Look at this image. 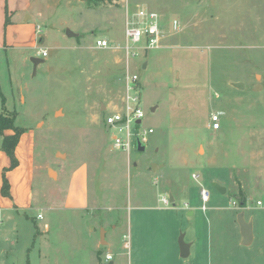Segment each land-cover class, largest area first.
I'll use <instances>...</instances> for the list:
<instances>
[{
    "label": "rangeland",
    "instance_id": "rangeland-1",
    "mask_svg": "<svg viewBox=\"0 0 264 264\" xmlns=\"http://www.w3.org/2000/svg\"><path fill=\"white\" fill-rule=\"evenodd\" d=\"M140 8L159 13L163 41L128 55L126 22ZM37 10L45 61L0 51V112L35 129L39 166L37 210L0 213V264H264V0H38ZM128 73L154 129L130 152L113 147L105 122L123 107ZM79 168L83 208L66 202ZM239 211L255 217L250 245L239 243ZM196 227L202 242L184 258L180 236Z\"/></svg>",
    "mask_w": 264,
    "mask_h": 264
},
{
    "label": "crops",
    "instance_id": "crops-1",
    "mask_svg": "<svg viewBox=\"0 0 264 264\" xmlns=\"http://www.w3.org/2000/svg\"><path fill=\"white\" fill-rule=\"evenodd\" d=\"M37 5L38 0H0V51H5L7 54L9 51H11L13 54L19 53L25 57H32L35 55L39 56L38 50L40 48H46L45 46L41 45L43 39L41 33L37 31V26L40 25L38 23V16L40 12L37 10ZM4 110L9 111L7 108ZM23 129L24 130L15 149V154L19 159V164L7 172V176L11 185L10 197L4 196L1 192L3 186V168L5 169L11 164V158L1 148L0 137V213L1 215H6L8 218L13 219H17V217L23 214L30 216L28 214V210L30 209L36 208L37 210V206H35L36 194L34 187L35 175L37 169L39 168L37 165L38 153L36 151L37 133L35 129L29 126H25ZM14 132L15 131L13 129H7L5 134H13ZM85 175V169L79 168L78 170L74 171L72 176L73 181L70 185V196L68 199H66L67 205L75 208H83L87 206V196L85 192L86 182L84 180ZM176 195H178V193H173V199H175ZM223 195L226 196L228 193ZM234 201L235 200L232 199V203ZM247 201H249V196H247ZM77 203H81V206L77 205ZM210 207H212V205ZM216 210H220L219 206L216 207ZM215 213L219 214L220 212L217 211ZM240 213H243L245 218V212L239 211L238 215ZM187 214L193 216L194 211L192 209H188ZM246 220H252L253 223H255V217L253 215H251L250 219ZM208 229L210 239V235L212 237L211 230H213V227L209 225ZM253 232L254 236L252 243L256 238L254 225ZM191 234L192 239L189 241L190 255L187 258L192 255L193 247H195V245L199 248L198 245L203 239L202 230H200L198 227L195 229L192 228ZM216 240L218 246L222 244L219 234L217 235ZM239 243L242 244L241 233L239 235ZM195 263L196 261L194 264Z\"/></svg>",
    "mask_w": 264,
    "mask_h": 264
},
{
    "label": "built area",
    "instance_id": "built-area-1",
    "mask_svg": "<svg viewBox=\"0 0 264 264\" xmlns=\"http://www.w3.org/2000/svg\"><path fill=\"white\" fill-rule=\"evenodd\" d=\"M37 31L41 33L40 25L37 26ZM164 37V31L160 20V15L153 9L140 8L134 12V16L128 19L125 29V46L124 49L128 55H137L138 51H147L149 49H157L161 46ZM97 46L101 48L110 47V41L104 37L96 40ZM38 55L42 57L48 56L47 49L40 48ZM126 92L123 107L119 109H112L105 115V122L110 127V135L112 145L115 149L130 152L139 142L145 144L149 141V134L154 132V129L143 126L145 109L142 103V96L139 91L140 78L136 73H128L125 77ZM108 110V109H107ZM106 110V111H107ZM214 120H219V116L213 117ZM216 128L221 127V123L216 121ZM116 130V132H114ZM135 139L137 141H135ZM135 141V142H134ZM198 178V175H194ZM211 191L208 187L201 185L200 199L201 209L206 211L209 209V202L211 201ZM163 201L168 203L171 201L169 197H164ZM237 204L236 201L233 202ZM258 204H262L259 200ZM187 209H190V204L185 202ZM39 218L43 215L39 213ZM2 219H0V227ZM125 247L129 246V236L124 235ZM113 254L108 252L106 254V261L113 260Z\"/></svg>",
    "mask_w": 264,
    "mask_h": 264
},
{
    "label": "trees",
    "instance_id": "trees-1",
    "mask_svg": "<svg viewBox=\"0 0 264 264\" xmlns=\"http://www.w3.org/2000/svg\"><path fill=\"white\" fill-rule=\"evenodd\" d=\"M17 113L4 110L0 112V137H1V148L9 155L11 158V165L4 169L3 172V186L1 192L4 196H11L10 183L8 181L6 171L14 168L18 165V159L15 154L16 146L19 142L20 136L23 132V127L17 125L16 123ZM7 129H13L15 132L13 134H5ZM242 205L246 204V198L241 200Z\"/></svg>",
    "mask_w": 264,
    "mask_h": 264
},
{
    "label": "water",
    "instance_id": "water-1",
    "mask_svg": "<svg viewBox=\"0 0 264 264\" xmlns=\"http://www.w3.org/2000/svg\"><path fill=\"white\" fill-rule=\"evenodd\" d=\"M66 34L68 36H78V33L74 32L70 28H67ZM31 59H32L35 67L38 66L39 61L41 63L45 61L44 58H41V57H39L37 55L32 56ZM236 85L238 87H241V83H236ZM138 148L140 150H145V145H143V144H141L139 142ZM157 167H159L157 164L153 165L154 169H156ZM213 185L221 193H226L227 192V188L225 186L221 185L220 183L214 182ZM171 199H172V201L174 200L172 195H171ZM238 216H239L238 221H239L240 229H241L242 244L250 245L252 243V241H253V236H254L253 221L252 220L247 221L244 218V214L243 213H240ZM184 236H185V234L182 233L181 236H180V239H179V243H180V254H181L182 257L186 258V257H188L190 255V243L185 241Z\"/></svg>",
    "mask_w": 264,
    "mask_h": 264
}]
</instances>
